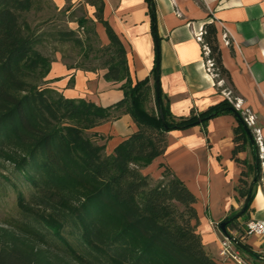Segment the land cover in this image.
Returning <instances> with one entry per match:
<instances>
[{
    "label": "trees",
    "instance_id": "1",
    "mask_svg": "<svg viewBox=\"0 0 264 264\" xmlns=\"http://www.w3.org/2000/svg\"><path fill=\"white\" fill-rule=\"evenodd\" d=\"M84 2L96 6L95 17L106 29L108 45L95 47V20L85 15L76 18L85 39L78 35L80 29L48 35L79 47L87 60L102 59L101 67L66 64L106 69L104 79L122 83L124 98L109 106L66 97L48 85L46 77L56 59L39 50L46 38L22 20L34 0H0V161L32 190L29 199L23 192L17 195L24 218L15 225H0V264H222L206 251L198 232L195 194L170 167H164L160 178L143 169L166 152L170 131L196 125L206 129L215 117L235 115L233 156L245 163L236 155L251 145L255 160L253 179L248 181L243 170L237 186L243 207L224 220L227 230H241L238 218L250 212L264 172L259 145L246 129L245 115L234 105L237 96L232 93V100L227 97L204 111L194 108L186 116L171 112L160 84L156 5L147 0L156 51L152 70L156 110H149L150 78L133 80L125 46L104 18V1ZM64 11L74 13L72 5ZM203 39L216 79L224 80L228 88L231 76L214 23L205 25ZM123 114L131 115L137 130L107 153L102 143L107 138L93 129ZM237 240L238 248L260 258Z\"/></svg>",
    "mask_w": 264,
    "mask_h": 264
},
{
    "label": "crops",
    "instance_id": "2",
    "mask_svg": "<svg viewBox=\"0 0 264 264\" xmlns=\"http://www.w3.org/2000/svg\"><path fill=\"white\" fill-rule=\"evenodd\" d=\"M63 8L68 0H52ZM72 3L84 0H71ZM104 18L123 42L133 80L150 78L152 96L149 110H156L153 97L155 80V40L147 0H103ZM157 32L160 38V84L165 99L175 116L189 115L192 109L204 111L219 103L232 91L240 99L239 110L256 117V127L264 137V0H154ZM95 20L96 31L105 45L110 43L104 25L96 17V6L86 4ZM208 23L217 28L222 60L231 76L228 88L219 83L206 66L203 45L197 34ZM228 33L230 43L225 38ZM106 69L94 71L69 68L61 58L52 62L46 80L66 97L85 98L98 105L109 106L124 98L122 83L104 79ZM233 114L211 119L204 129L196 125L168 133L166 152L143 171L162 177L164 167L172 171L197 197L195 204L198 232L206 251L220 261L223 232L218 229L228 216L240 211L243 198L237 186L243 170L251 180L255 174L254 150L247 145L236 158ZM251 129V128H250ZM137 130L130 114L105 122L93 129L107 140L106 152ZM252 131V129H251ZM264 164V160H262ZM247 179V177H246ZM244 204V203H243ZM264 220V178L257 184L250 212L238 218L241 230L229 232L260 255L255 261L264 264V237L245 233L250 220ZM240 235H243L240 237ZM255 263V262H254Z\"/></svg>",
    "mask_w": 264,
    "mask_h": 264
},
{
    "label": "rangeland",
    "instance_id": "3",
    "mask_svg": "<svg viewBox=\"0 0 264 264\" xmlns=\"http://www.w3.org/2000/svg\"><path fill=\"white\" fill-rule=\"evenodd\" d=\"M69 5H72L74 16L70 11H64ZM83 15L93 19L86 4L80 5L79 3H72L71 0H68L65 6L61 8L52 0H34L32 10L23 13L22 20H25L30 24L34 31L42 34L46 38L44 44L39 46V50L44 55L49 56L52 59H56L57 57L61 58L68 64L76 65L85 62L94 67H101L102 59H95L91 56L92 58L87 60L83 57L79 47H75L71 43L62 44L55 40L54 36L48 35L49 33H56L63 29H80L76 18L82 17ZM84 31L85 30L80 29L78 34L83 39H85ZM92 43L95 47L105 45L99 34ZM261 167L264 172V164L262 162ZM152 173L154 177L157 178L155 172ZM247 179L248 181H251V177H248ZM19 192H23L26 198L29 199L32 190L21 177L17 176L12 171L8 164H4L0 161V225H15L18 221L24 218V215L17 205V195ZM242 201L240 210L243 207L245 200L243 199ZM67 236L75 239L72 234L67 233ZM242 252L244 256L248 257L249 260L253 262V264H260V262L255 261L254 256L250 255L247 251L242 250Z\"/></svg>",
    "mask_w": 264,
    "mask_h": 264
},
{
    "label": "built area",
    "instance_id": "4",
    "mask_svg": "<svg viewBox=\"0 0 264 264\" xmlns=\"http://www.w3.org/2000/svg\"><path fill=\"white\" fill-rule=\"evenodd\" d=\"M204 29H202L198 34L197 38L203 45L204 55L206 57V66L210 73L214 76H217V72L215 71L214 60L210 58V48L204 42L203 39ZM225 38L227 43H230V39L228 37V33H225ZM224 80H219V83H223ZM226 91V96L230 100L232 91ZM236 102L234 103L235 107L239 110L240 108V99L236 97ZM245 115V121L247 125L252 129V133L254 135L255 142L259 145L260 157L264 160V137L261 134V129L256 127V117L250 113L249 111L243 113ZM218 229H220V224H217ZM245 233L248 235H258L260 237H264V220H250L246 223ZM222 246L219 252L221 257L220 262L222 264H253L249 260L248 257L243 255V252L240 248L237 247V244L230 239L227 235L223 233V238L221 240Z\"/></svg>",
    "mask_w": 264,
    "mask_h": 264
},
{
    "label": "water",
    "instance_id": "5",
    "mask_svg": "<svg viewBox=\"0 0 264 264\" xmlns=\"http://www.w3.org/2000/svg\"><path fill=\"white\" fill-rule=\"evenodd\" d=\"M158 92H159V91H158ZM246 129H247L248 133H250V137L253 138V141H254V137H253V135H252V131H251V129H250V127H249L248 125L246 126ZM220 230H221L225 235H227L230 239H232L236 244H238V240H237V238H236L235 236H233V235L229 232V230H227V228H226V222H225V221H222V222L220 223Z\"/></svg>",
    "mask_w": 264,
    "mask_h": 264
}]
</instances>
